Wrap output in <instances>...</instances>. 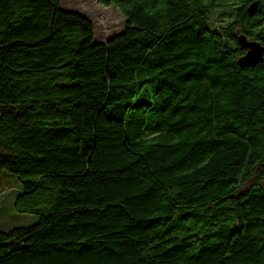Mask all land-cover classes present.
I'll return each mask as SVG.
<instances>
[{
  "label": "trees",
  "instance_id": "obj_1",
  "mask_svg": "<svg viewBox=\"0 0 264 264\" xmlns=\"http://www.w3.org/2000/svg\"><path fill=\"white\" fill-rule=\"evenodd\" d=\"M101 1L0 0V264H264V0Z\"/></svg>",
  "mask_w": 264,
  "mask_h": 264
},
{
  "label": "rangeland",
  "instance_id": "obj_2",
  "mask_svg": "<svg viewBox=\"0 0 264 264\" xmlns=\"http://www.w3.org/2000/svg\"><path fill=\"white\" fill-rule=\"evenodd\" d=\"M63 8L84 12L93 22L94 40H104L120 30L124 16L113 4H104L101 0H59ZM20 192V182L16 175L6 170L0 173V229L6 230L15 225H26L37 220V214L21 211L15 206Z\"/></svg>",
  "mask_w": 264,
  "mask_h": 264
},
{
  "label": "water",
  "instance_id": "obj_3",
  "mask_svg": "<svg viewBox=\"0 0 264 264\" xmlns=\"http://www.w3.org/2000/svg\"><path fill=\"white\" fill-rule=\"evenodd\" d=\"M257 5V0H252L247 6V11L251 12ZM239 44L245 48L244 53L238 57L239 66L253 65L259 62L264 54V46L257 39H249L243 34L237 36Z\"/></svg>",
  "mask_w": 264,
  "mask_h": 264
}]
</instances>
